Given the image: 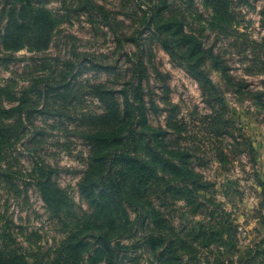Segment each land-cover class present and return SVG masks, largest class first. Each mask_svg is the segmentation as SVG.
Instances as JSON below:
<instances>
[{
  "label": "rangeland",
  "instance_id": "374dc122",
  "mask_svg": "<svg viewBox=\"0 0 264 264\" xmlns=\"http://www.w3.org/2000/svg\"><path fill=\"white\" fill-rule=\"evenodd\" d=\"M150 203L181 264H264V0H0V264H162Z\"/></svg>",
  "mask_w": 264,
  "mask_h": 264
},
{
  "label": "trees",
  "instance_id": "16d2710c",
  "mask_svg": "<svg viewBox=\"0 0 264 264\" xmlns=\"http://www.w3.org/2000/svg\"><path fill=\"white\" fill-rule=\"evenodd\" d=\"M178 40L181 42L179 45H187V44H192L190 46V49L187 51V56L195 55L197 52H199V55L197 58H200L201 53L204 52V49L202 47V43H198L195 41V36L192 35L191 33L185 32L182 30V34L177 37ZM195 41V42H193ZM185 59L186 57H182ZM191 69V67H188ZM139 106V105H137ZM140 107V106H139ZM137 107V108H139ZM137 134H141V131L137 129L135 126L131 125L128 129V135H127V146L124 148V150H130L132 149L135 145L136 147L139 146L138 139H137ZM159 136V135H158ZM157 138V136H156ZM158 140V139H156ZM159 142V141H157ZM150 144V143H148ZM147 146V145H146ZM159 164H163L161 159L158 157L157 158ZM126 161L128 162L127 165L129 169H135L137 167V164L139 165V173H137V180L138 183H151L152 185L159 183V181L163 180L165 176H160L159 173L155 172V165L153 164L155 161L152 159H146L142 160L139 157H127ZM166 173L169 174L171 173V167L170 169H166ZM158 181V183H157ZM148 188H151L150 186H146ZM148 188L144 189V192L148 191ZM147 206L153 207V205L150 203ZM134 208V209H133ZM132 210H135V206L132 205L131 207ZM124 210V209H123ZM138 213L141 215L140 221L142 219L143 225L145 224V227L152 228V225H155L157 228V233L156 235L154 234H147L144 238L143 241L141 242V246L145 249H151L155 252V256H157V259L162 263V264H181L182 262H179V259L176 256L177 252V245H176V240L172 238V233H173V227L171 226L170 222L166 219H162L161 212L156 209L154 206L152 209L148 210H140L136 209ZM125 212V220L126 223L122 224V237H131L132 234H134V230L138 227L140 224L137 222H133L130 219V214L128 210H124ZM125 232V233H124ZM106 241L108 248L115 249L116 246H113V240L109 238V234L106 232ZM172 238V239H171ZM137 243V244H140ZM163 248V249H160ZM168 254L173 253L174 255H169L167 256L166 253ZM19 257L16 259H13L14 261L18 262ZM123 259V257H122ZM106 264H120L119 257L118 255L112 254L110 256V260L106 259L105 261Z\"/></svg>",
  "mask_w": 264,
  "mask_h": 264
}]
</instances>
